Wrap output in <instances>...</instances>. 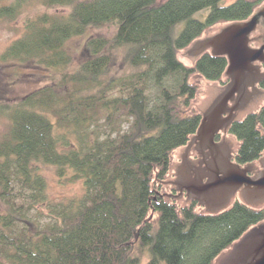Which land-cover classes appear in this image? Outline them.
<instances>
[{
  "label": "trees",
  "instance_id": "1",
  "mask_svg": "<svg viewBox=\"0 0 264 264\" xmlns=\"http://www.w3.org/2000/svg\"><path fill=\"white\" fill-rule=\"evenodd\" d=\"M222 1L42 0L44 11L24 18L0 63L32 62L61 71V79L0 105L9 120L0 143V264H137L134 240L149 246L147 264H214L264 223V203L232 200L208 213L162 193L171 154L201 121L193 103L199 86L190 79L228 83L225 57L206 51L187 65L178 53L216 24L247 20L262 0ZM26 4L0 5V20H16ZM205 8L206 19L195 20ZM89 28L112 32L88 37L69 72L66 44ZM120 52L125 69L111 74ZM226 132L238 142L236 164L257 161L264 104ZM42 167L61 183L80 182L82 194L50 202Z\"/></svg>",
  "mask_w": 264,
  "mask_h": 264
},
{
  "label": "water",
  "instance_id": "2",
  "mask_svg": "<svg viewBox=\"0 0 264 264\" xmlns=\"http://www.w3.org/2000/svg\"><path fill=\"white\" fill-rule=\"evenodd\" d=\"M261 19H264V5L247 20L227 24L216 34L195 41L187 53L199 56L208 51L212 56H223L227 60L224 77L228 83L202 112L199 127L181 155L173 183L180 196L185 191L188 198L205 207L208 213L228 207L231 197L238 192L247 205L264 202V159L261 164L255 161L240 166L234 162L238 142L233 136L226 135L225 143L215 142L220 132L226 133L234 111L239 110V118L264 104L263 90L252 101L250 95L246 96L247 89L264 78V70L260 68L264 64V46L253 48L256 44H249L250 35ZM236 95H240L242 104L238 110L229 106ZM196 155L202 157L199 164L195 163ZM252 164L259 169L256 177L249 175L253 171ZM177 184L181 186L177 188ZM219 264H264V224L244 234Z\"/></svg>",
  "mask_w": 264,
  "mask_h": 264
},
{
  "label": "rangeland",
  "instance_id": "3",
  "mask_svg": "<svg viewBox=\"0 0 264 264\" xmlns=\"http://www.w3.org/2000/svg\"><path fill=\"white\" fill-rule=\"evenodd\" d=\"M12 0H0V5L8 4ZM42 0H27L26 4L22 10L21 15L18 16L16 20H0V52H2L13 40L20 37L23 32V22L26 16H33L38 13H42L44 8L41 5ZM234 0H224L220 2L221 6L228 5ZM258 6L256 9H258ZM62 12V10H58ZM209 13V9L205 8L196 12L193 18L198 21H204ZM227 24H216L208 28L201 39L212 36L216 34L221 28ZM112 32L110 28H89L86 30L85 34L81 37L74 38L66 44V49L71 53L73 57V64L68 68L69 72H72L74 65L80 58L82 45L88 37L91 36H109ZM191 48V47H190ZM184 50L178 53V59L184 64H192V61L197 56H188L187 53L190 50ZM125 69L124 60L122 53H116L115 64L111 74H119ZM61 71L46 69L35 65L32 62L19 64V63H0V105L12 103L13 101L27 95L28 93L42 88L48 84L55 83L61 79ZM106 77H103V79ZM190 82L196 83L199 88L194 100V106L204 112L210 103L224 90L225 86L221 83L211 82L199 75H196L190 79ZM9 131V120L0 113V143L6 137ZM185 152V147L175 150L171 154L170 158V170L168 177L162 187V193L166 198L177 200L178 203H186V199L180 197L179 191L176 190V185L173 184L177 177V167L181 164V155ZM42 175L47 182V197L50 202L66 201L71 198L78 197L82 194V185L80 182H64L61 183L55 176V172L52 168L42 167ZM174 190L179 196L173 198L170 194H173ZM243 201L238 195L235 199ZM230 200V203L231 201ZM229 203V204H230ZM263 204V203H260ZM257 204V205H260ZM256 206V205H255ZM199 211L205 210V207L198 206ZM43 214L46 210L40 209ZM152 218L156 219V214L151 213ZM264 224V223H262ZM225 252L218 258L214 264H219V262L229 253ZM130 256L137 258V264H147L150 251L149 246H140L136 243V240L132 241V249L130 251Z\"/></svg>",
  "mask_w": 264,
  "mask_h": 264
},
{
  "label": "flooded vegetation",
  "instance_id": "4",
  "mask_svg": "<svg viewBox=\"0 0 264 264\" xmlns=\"http://www.w3.org/2000/svg\"><path fill=\"white\" fill-rule=\"evenodd\" d=\"M264 5V0H262L261 1V3H260V7L261 6H263ZM259 7V8H260ZM257 9H255L254 10V12L256 11ZM253 12V13H254ZM250 46H252L253 44H256L255 46H253V48H259V47H261V46H264V19H261L260 20V22H259V24L257 25V27H256V29H255V31L250 35ZM263 66H264V64H262V65H260V68H261V71H263L262 70V68H263ZM262 73H264V72H262ZM259 83V82H258ZM258 83L254 86V87H250V88H248L247 89V94H246V96H251L250 97V101H252V99L255 97V95H258L259 94V92L261 91V89L260 88H258ZM249 99H247V101H248ZM240 104H241V101H240V95H236V97L233 99V101L229 104V106H231V107H238L237 108V110L238 109H240L241 108V106H240ZM242 105V104H241ZM238 112H239V110H238ZM237 111H234V119L233 120H235V119H237V117H238V115H239V113H238ZM226 135H228L227 134V132L226 133H224V132H220V134H218L217 135V137L215 138V142H217V143H225V137H226ZM197 156V158L195 159L196 161H195V163L196 164H199V162H201L202 161V157H199L198 155H196ZM263 159H264V156L262 155L258 160H257V162L258 163H260L261 164V162L263 161ZM252 166H253V171L249 174L251 177H256V175H257V173H258V170L259 169H257V168H255L256 166H254L253 164H252ZM179 184H177V186H178ZM181 185H179L177 188H179ZM173 191V194H170L173 198H176V196H178V194H176V192L174 191V190H171V192ZM240 196V198L242 199V197H241V194L238 192L236 195H234L233 197H231V199L230 200H232V199H235V197H237V196ZM180 197H183L184 199H186V201H193V200H191V198H188L187 197V194H186V192L185 191H183L182 192V195L180 196ZM262 203H264V202H262Z\"/></svg>",
  "mask_w": 264,
  "mask_h": 264
}]
</instances>
